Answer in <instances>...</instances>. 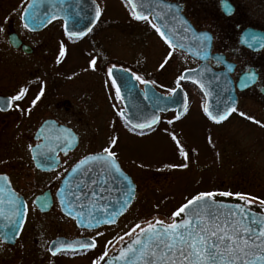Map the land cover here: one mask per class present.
I'll use <instances>...</instances> for the list:
<instances>
[{"label":"flooded vegetation","instance_id":"flooded-vegetation-1","mask_svg":"<svg viewBox=\"0 0 264 264\" xmlns=\"http://www.w3.org/2000/svg\"><path fill=\"white\" fill-rule=\"evenodd\" d=\"M31 1L0 0V175L7 179L15 194L16 206L24 212L18 232L16 225L13 226L14 240L7 242L0 237V264H7L17 254L16 264H51L55 258L79 260L89 256H97L96 264H102L127 241H122L113 250V228L128 219L139 201L140 181L149 179H137L116 149L109 147L111 127L124 125L137 134H146L162 123L171 125L185 117L191 106L190 95L205 99L195 83L181 77L184 71L197 68L203 61L167 44L152 27L155 24L152 16L136 19L127 0L122 1L137 23H148L158 39L159 57L149 51L129 61L123 60L126 57L112 61L110 19L105 12L108 0H95L100 11L89 29L80 21L71 24L77 30L75 32L82 33L74 37H69L63 18L35 27L27 23L29 27L25 28L23 14ZM162 1L178 7L197 31L210 35L212 57L206 63L215 72L230 70L238 96V105L231 116L216 124L219 127L234 116H243V121L251 127L252 137L260 140L261 159H264V0ZM47 3L37 0L36 10ZM177 59L176 69L165 71L166 67H161L163 61L170 66ZM116 68L121 70L114 71ZM109 69H112L111 75ZM249 73H255V82L240 89L239 83L243 84ZM121 76L126 81H121ZM136 76L141 80H136ZM113 80L116 82L112 83ZM143 80L154 83L145 85ZM119 84L130 93L129 101L137 109L141 98H151L153 102L154 92L170 96L180 86L186 91L189 104L181 117L176 110H171L161 113L156 125L144 130L135 129L126 118L129 112L121 91L119 97L116 95ZM22 89L26 90L22 99H10L19 95ZM245 97L250 101V108L241 115L239 108ZM203 108L204 103L202 111ZM253 112L262 113L263 117L257 118ZM68 140L71 148L65 155L62 141ZM105 148L115 154L121 168L132 177L135 194L115 224L105 222L96 227H81L63 212L58 191L71 167L85 156L103 153ZM49 150L55 156L51 166L39 156L40 152ZM38 163L40 167H37ZM149 170H154L157 179L161 175L164 178V169ZM109 205L112 212L111 199ZM19 220L18 217L15 221ZM138 220L137 216L134 222ZM144 227L146 225L141 228ZM59 238L94 240L95 246L52 251L51 244Z\"/></svg>","mask_w":264,"mask_h":264},{"label":"rangeland","instance_id":"rangeland-1","mask_svg":"<svg viewBox=\"0 0 264 264\" xmlns=\"http://www.w3.org/2000/svg\"><path fill=\"white\" fill-rule=\"evenodd\" d=\"M106 4L105 12L110 19L112 36V61H119L120 57L129 61L149 51L159 57L158 39L148 23L138 24L122 0H108ZM178 61L170 66L163 61L161 65L166 67L163 66L165 71H172ZM190 96L191 106L186 116L174 124L162 123L146 134H137L124 125L111 127V141L116 139L120 144L110 143L109 147L116 149L120 159L132 169L137 179L149 178L145 182L140 181L139 201L128 219L113 228V250L122 241L131 238L134 233H126H132L136 224L143 227L148 222L159 220L171 223L181 218L179 209L202 192L244 202L236 195L240 193L249 198L247 205L264 211V201L260 199H264V159H261L263 151L260 150L263 149H259V138L252 137L251 127L243 121V116H234L218 127L202 111L203 98L195 94ZM249 103L247 97L241 100L240 113L244 110L248 112ZM254 113L257 118L263 117L262 113ZM156 168L164 169V178L161 175L157 179L154 170H149ZM223 192L232 195H220ZM137 216L139 220L134 222ZM63 225L66 227V224ZM17 257L18 254L7 264H16ZM96 258H55L51 264H96Z\"/></svg>","mask_w":264,"mask_h":264},{"label":"snow or ice","instance_id":"snow-or-ice-1","mask_svg":"<svg viewBox=\"0 0 264 264\" xmlns=\"http://www.w3.org/2000/svg\"><path fill=\"white\" fill-rule=\"evenodd\" d=\"M133 8V15L136 19H148L147 16L139 14L136 9L138 4L136 0H129ZM29 9H32L30 19L33 27L44 24L46 19H49L47 13H41L36 10V4H30ZM97 9V14H99ZM52 20L57 19L55 14L50 17ZM29 25L25 23V28ZM159 34L171 44L169 37L156 24H152ZM69 37L80 36L82 33L69 31ZM255 39V37H253ZM180 47H183L181 44ZM61 55L64 52L61 51ZM164 65L162 64L161 67ZM194 70H189V73ZM207 69H205L206 74ZM112 69H109L111 75ZM191 79V75L182 76L181 79ZM121 81H126V78L119 77ZM136 80H141L139 76ZM116 81L113 80L112 83ZM200 83L199 80L195 81ZM255 82V73H249L244 80L243 86L247 87L250 83ZM142 83L148 85L153 81L143 80ZM203 87V85H201ZM26 90H21L20 94L13 96L11 100H20ZM116 95L120 96V88L116 89ZM147 97V88L145 89ZM204 111L216 120L223 119L226 112H217L213 115L208 108ZM244 115L243 113H240ZM251 119V117H249ZM158 117L153 114L151 124H155ZM171 123V121H169ZM131 123V121H129ZM257 123H259L257 121ZM151 124L145 123L139 127H151ZM175 140V137H173ZM51 143V141H50ZM65 155L67 150L71 148V141H62ZM113 145L117 143L116 139L111 141ZM39 156L44 157V163L51 166L55 160L52 150L48 152H40ZM40 163L37 167H40ZM70 172L72 177L64 183L68 185L67 189H61V206L72 215L76 212L77 216L84 214L86 204H90L96 209L99 216L89 211L87 215L91 217L88 221V227H95L101 223H112L115 221L119 211H109L110 205L107 204L104 193L110 191L105 185L108 184V177L113 173H120V166L115 158V154L109 152L107 148L101 154L88 155L80 159ZM0 179H5L0 177ZM71 181V182H70ZM123 181H128V177L124 176ZM132 185L129 182L128 191L131 192ZM211 192H202L198 196L188 200L187 204L179 209L183 213L178 223H164L156 221L155 223L148 222L146 227L141 228L140 224H136L132 235L136 229H139V234H136L128 245L127 251L133 256H141L145 259V264H264V216H257L244 205H234L229 207L227 211H222L221 205L216 204L210 198L213 197ZM223 196H230L232 193H220ZM240 200L245 204L248 202V197L236 193ZM99 197V199H97ZM104 201V203H101ZM195 202V203H194ZM14 207L16 215H19V208L15 204V200H10ZM41 203H44L41 201ZM264 204V202H262ZM127 206V200L121 204V208ZM79 208V211H77ZM103 210L100 212V210ZM176 213L173 214L175 216ZM18 222V221H16ZM80 247L92 248L95 246V241H78ZM139 246L138 248L136 246ZM59 250V248L57 249ZM151 256V259H147Z\"/></svg>","mask_w":264,"mask_h":264},{"label":"water","instance_id":"water-1","mask_svg":"<svg viewBox=\"0 0 264 264\" xmlns=\"http://www.w3.org/2000/svg\"><path fill=\"white\" fill-rule=\"evenodd\" d=\"M45 1L48 2L45 6L46 8L43 5L42 9L37 10L41 13L44 12L49 15V19H46L45 22L52 21L50 17L52 14H55L57 19H65V23L67 25L66 29L68 32L77 31L71 26L72 23H75L77 21H80V23H86V29H89V27H91V25L96 21L98 17L97 8H99V6L95 0ZM127 1L129 3V0ZM36 2L37 0H32L30 4H36ZM136 2L138 4V8L136 9V11L139 14L145 15L147 17L151 15L156 25L160 29H162L165 34L169 37V40L171 41L172 45L186 51L192 57L203 61L200 66L195 69H192L194 71H191V73H189V70L185 71L183 73V76L186 77L188 74H190L191 79L184 78V80L192 81L203 92L206 99L204 109L208 108L209 111L213 113V115H216L217 112L227 113V115H225L223 119H219L218 117L216 120H214L208 115V113L205 112L207 116L214 122H221L229 118V116L233 113L234 109L237 106L238 97L233 81L229 75L230 70L224 72H215L210 69L208 64L206 63V61L212 57V40L210 35H208L205 31H197L189 22V20L186 19L180 13L179 8L173 4L163 2L162 0H136ZM129 5L131 6L130 3ZM28 6L24 11L23 18L26 23H31L30 19H28L27 17L31 16L32 9H29ZM86 29L84 30L85 32L87 31ZM166 42L169 43L168 41ZM181 44L183 45V47H180ZM205 69H207L206 74ZM120 70L121 69L118 68L114 69V71ZM115 78H117L116 75ZM197 80H199L200 83H196L195 81ZM201 85H203V87H201ZM119 88L121 91V95L124 98L127 111L129 112V114L126 115V118L128 122L131 121L130 124H132V126L137 129L149 128H141L139 126L145 124L146 122L151 124V117L153 116V114H155L159 119L161 112L176 110L177 115L182 116L188 106L187 93L181 86L177 87L171 96H165L161 93L154 92L153 102L151 98L147 99L149 101H147L145 98H141L137 103L138 109L137 107L135 108V105L133 106L129 101L130 93H128V91L120 84ZM239 88L244 89L245 87L243 86V84L239 83ZM149 102L150 104H148ZM156 123L151 124V127L156 125ZM120 169V173H113L112 176L108 177V184L105 185V187L110 190L106 191L104 195L106 201H108L107 204L109 205V200L111 199V210L119 211V214L116 215L115 221L112 222V224L116 223L119 215L123 211H125V209L130 205L135 194V184L132 178L123 171L121 166ZM124 176L128 177V181H123ZM0 177L5 178V176L2 175H0ZM71 177L72 174L69 171L63 179L62 185L58 191V197L60 201L61 189L68 188V185H66L64 182L66 180H70ZM129 182L131 183L133 189L131 192L128 191ZM107 192H110L111 195H109ZM14 197L15 194L10 188L7 179H0V237L7 242L14 240L15 236L13 232L15 230L13 226L16 225V231L18 232L24 218V212L19 208V215L16 216L13 205L9 203V201L13 200ZM97 199H99V197H97ZM210 199L216 204L223 206L222 211H227L229 207H232L234 205H244L257 216H264V212L256 211L244 203L219 200L214 199L212 197ZM125 200H127V206L121 208V204H123ZM117 202L122 203L117 204ZM101 203L104 202L102 201ZM62 210L66 215H68V213L64 210L63 207ZM77 211H79V208H77ZM83 211L84 214L81 216H77L76 212H73L72 215H68L69 217L75 219L77 224L81 227H88V221L89 219H91V217L87 215L89 211H92L97 216L100 215V213H97L96 209L92 208L90 204H86ZM100 212H102V209L100 210ZM18 217L21 220L16 222L15 220H17ZM180 219L172 223H178ZM132 239L126 242L120 249L115 251L113 254L108 256L102 262V264H145L144 258L139 255L133 256L127 251L128 245L131 243ZM78 241L82 240L67 241L65 239L59 238L53 241V243L51 244V250L57 251L58 248L77 250L79 248H82L77 243ZM136 247L138 248L139 246L137 245ZM147 259L150 260L151 256H149Z\"/></svg>","mask_w":264,"mask_h":264}]
</instances>
